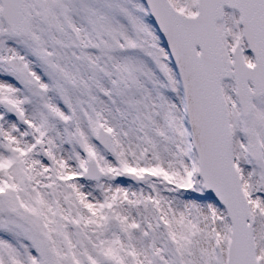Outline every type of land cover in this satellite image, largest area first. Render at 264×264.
Listing matches in <instances>:
<instances>
[{"label": "snow or ice", "instance_id": "snow-or-ice-1", "mask_svg": "<svg viewBox=\"0 0 264 264\" xmlns=\"http://www.w3.org/2000/svg\"><path fill=\"white\" fill-rule=\"evenodd\" d=\"M0 264H264V0H0Z\"/></svg>", "mask_w": 264, "mask_h": 264}]
</instances>
